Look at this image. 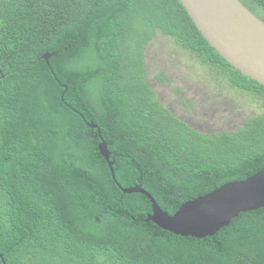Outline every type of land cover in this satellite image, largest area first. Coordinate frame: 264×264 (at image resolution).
I'll use <instances>...</instances> for the list:
<instances>
[{"label":"trees","instance_id":"1","mask_svg":"<svg viewBox=\"0 0 264 264\" xmlns=\"http://www.w3.org/2000/svg\"><path fill=\"white\" fill-rule=\"evenodd\" d=\"M241 1L264 19V0ZM159 32L264 107V84L181 0H0V264H264V207L186 237L124 191L175 214L264 169V109L203 132L163 104L147 68Z\"/></svg>","mask_w":264,"mask_h":264},{"label":"water","instance_id":"2","mask_svg":"<svg viewBox=\"0 0 264 264\" xmlns=\"http://www.w3.org/2000/svg\"><path fill=\"white\" fill-rule=\"evenodd\" d=\"M181 1L221 56L242 74L264 84V19L241 0ZM52 56L49 53L44 57L49 61ZM100 150L111 159L106 142ZM124 191L145 193L153 203L149 220L160 227L181 236L206 238L230 225L241 213L264 207V169L248 179L226 183L184 203L175 214L164 210L141 186L124 188Z\"/></svg>","mask_w":264,"mask_h":264},{"label":"rangeland","instance_id":"3","mask_svg":"<svg viewBox=\"0 0 264 264\" xmlns=\"http://www.w3.org/2000/svg\"><path fill=\"white\" fill-rule=\"evenodd\" d=\"M147 68L148 79L163 104L203 132L236 128L245 116L264 109L256 97L230 90L216 71L203 67L161 32L148 48ZM161 73L168 75L169 84L158 78ZM183 95L195 98L196 110H176L182 107L178 98Z\"/></svg>","mask_w":264,"mask_h":264},{"label":"flooded vegetation","instance_id":"4","mask_svg":"<svg viewBox=\"0 0 264 264\" xmlns=\"http://www.w3.org/2000/svg\"><path fill=\"white\" fill-rule=\"evenodd\" d=\"M176 110H196L197 108L196 107H191V106H183L182 107H175ZM170 110H172L170 107H169ZM227 110H229L228 108H226Z\"/></svg>","mask_w":264,"mask_h":264}]
</instances>
